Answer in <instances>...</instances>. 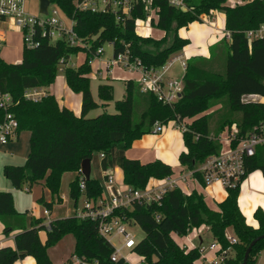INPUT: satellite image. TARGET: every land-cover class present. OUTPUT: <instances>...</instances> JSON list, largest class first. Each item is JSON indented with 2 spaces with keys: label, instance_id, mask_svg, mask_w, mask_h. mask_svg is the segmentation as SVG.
Returning <instances> with one entry per match:
<instances>
[{
  "label": "trees",
  "instance_id": "trees-1",
  "mask_svg": "<svg viewBox=\"0 0 264 264\" xmlns=\"http://www.w3.org/2000/svg\"><path fill=\"white\" fill-rule=\"evenodd\" d=\"M50 1L73 21L74 31L87 46L71 45L65 39L52 42L39 35L40 44L31 49L24 48L21 61L9 63L0 57V89L13 98L10 110L19 122L18 133L30 132V150L25 164H7L3 173L15 188H22L27 182L30 187L37 184L48 189L50 200L40 196L38 202L50 211L55 203L63 201L60 191L67 172H77L76 178L69 183L70 196L76 205L82 195L86 200L98 202L103 195L98 178L84 179L86 188L80 189L82 162L87 158L92 160L94 153L104 155L100 164L105 178L118 167L123 171L124 183L135 189H144L151 179L174 176L176 172L172 165L160 159L141 162L127 156L133 142L151 133L156 122L186 123L187 130L183 131L185 149L179 155V162L186 170H195L222 148L216 137L210 135L209 120L204 114L213 98L227 94L231 109L242 113L237 123L240 136L247 135L254 126L264 124V102L244 99L249 95L264 97V38L249 39L246 35L248 30L257 29L264 23V0H245L234 6L227 5L228 0H186V8L173 6L168 0H152L151 8L157 17L151 24L166 32L160 39L136 32L137 19H146L150 14L142 0H135L128 13L112 8L92 11L79 7L78 0ZM217 10L225 13V29L230 37H223L211 47L209 58L195 55L187 60L179 100L172 105L165 104L155 94L141 92L138 81L129 78L125 80L124 97L115 102V113L106 111L89 116L100 106L93 98L90 76L91 62L100 47L112 43L114 55L128 49L131 60L139 59L147 68L159 67L190 43L189 39L179 35V29ZM169 32H173L172 40L168 39ZM149 43L159 47L149 50L146 48ZM217 48L226 55L224 73L209 68ZM81 51L86 52L85 60L76 67L69 66L70 57ZM62 60L68 86L82 94L79 115L61 105L48 91L39 101L24 97L27 88L50 87ZM98 97L102 105L113 100L114 86L99 84ZM140 102L145 104V109L134 118L136 104ZM3 117L4 111L0 109V122ZM233 123L229 121V126ZM257 170L264 175V143L256 147L254 155L246 158V173L241 182L236 188L227 189L226 198L217 203L216 208L209 205L203 192L194 189L186 193L175 187L159 200L135 201L130 207L116 208L112 217L126 224L137 223L144 230L145 237L136 243L133 252L145 258L148 264H198L199 249L186 251L174 234L186 235L202 224L210 227L214 241L223 249H232L221 264H242L250 242L264 234V211L260 208L255 211L259 224L254 227L239 207L241 183ZM194 174L203 183L201 174ZM0 219L5 234L19 230L15 246L0 247V264H14L27 255L33 256L37 264H54L49 249L68 235L74 237L72 257L77 256L83 264H129L123 258L112 261L115 247L100 234L98 220L74 214L53 219L47 227L45 219L16 210L12 191L2 189ZM228 228L232 229L237 244L231 245L226 238ZM42 230L46 231L44 241L40 237ZM263 250L264 237L253 247L247 264H256ZM64 264H73L72 258Z\"/></svg>",
  "mask_w": 264,
  "mask_h": 264
},
{
  "label": "built area",
  "instance_id": "built-area-1",
  "mask_svg": "<svg viewBox=\"0 0 264 264\" xmlns=\"http://www.w3.org/2000/svg\"><path fill=\"white\" fill-rule=\"evenodd\" d=\"M135 0H78L77 5L81 8L96 10H105L112 8L128 13ZM146 7L149 8L150 14L146 19H137L136 32L141 36H149L145 33H140L138 28L143 24H151V20L157 17L155 10L151 8L152 0H142ZM173 6L186 8V0H168ZM244 2V1H243ZM28 0H0V24L6 23L9 30H18L22 33L24 48H34L40 44L39 35L47 37L50 41L55 42L59 39H65L71 45L80 44L87 46L73 29V21L70 26H64V23L59 19L60 9L50 2L48 5V13L35 14L28 7ZM40 11V7H39ZM249 39L264 38V23L257 29H251L246 32ZM225 36L230 37V33L226 31ZM6 39L0 36V49ZM111 46L112 43H109ZM104 52L103 47L96 51V57H99ZM1 57V56H0ZM2 58V57H1ZM180 62L186 68L187 60L183 55H173L164 65L159 67L147 68L142 65L139 59L131 60L129 50L114 55V58L107 60L103 67L98 66L92 69L90 75L93 78L104 76L105 71L110 72L115 66H124L130 72L136 73V80L140 84V90L143 93H153L163 103L172 105L181 97L183 90V76L180 79L171 77L170 69L175 62ZM63 60L61 61V63ZM63 64V63H62ZM92 64V62H91ZM64 69V68H63ZM47 94L46 88L32 87L24 91V97L32 101H39ZM13 104V98L10 93L3 92L0 89V109L4 111L3 120L0 122V146L6 145L10 140L17 137L19 122L14 117L10 110ZM166 124L156 122L153 126L154 133H161ZM177 127L185 131L187 130L186 123L177 122ZM234 127V126H233ZM222 145L218 153L208 156L195 170H189V175L195 176L200 173L203 179L202 186L206 187L213 183H220L224 188L234 189L241 182L242 177L246 173V158L254 155L258 145L264 143V124L256 125L245 136L239 135L238 127L228 130L225 137H220ZM104 155L101 154V157ZM81 172V171H80ZM84 176L81 173L80 189L84 191L86 186ZM183 177L170 176L164 179H151L144 189H135L127 185V188H122L115 180L113 174H109L105 178V187L108 196L100 197L97 203L85 200V205L82 209H77L75 215L80 218H91L99 221L100 234L110 238L114 236H123V244L121 247L115 248L111 259L114 262L123 258L129 264V258L123 257L122 249H132L136 245L135 235L127 231L126 223L120 219L112 217L114 209L119 207H130L133 202H152L159 200L169 189L180 187L179 181ZM199 179V178H198ZM153 180V181H152ZM181 188V187H180ZM28 189V188H27ZM51 211L45 210V215L48 218L45 220V225L50 227ZM159 218V216H158ZM210 231V227L206 224L194 227L188 234L180 236L183 241L180 246L186 251L198 248L200 251V259L198 264H221L230 256L231 247L223 249L220 243L213 241L209 245H205L202 239L204 232ZM226 238L231 245L237 244L238 240L235 235L225 233ZM196 240H198L196 242ZM73 264H83L77 256L72 257ZM144 263L145 258L141 257L140 261L134 263ZM146 264H148L146 262Z\"/></svg>",
  "mask_w": 264,
  "mask_h": 264
},
{
  "label": "rangeland",
  "instance_id": "rangeland-1",
  "mask_svg": "<svg viewBox=\"0 0 264 264\" xmlns=\"http://www.w3.org/2000/svg\"><path fill=\"white\" fill-rule=\"evenodd\" d=\"M245 0H228L227 5L234 6L240 3H243ZM28 7L30 11H32L35 14H39V0H28ZM216 12V11H215ZM218 13L210 17L211 15H202L203 18L200 20H195L191 24H189L187 27H183L179 29L178 33L184 38L189 39L190 43L187 45V47H193L198 49L200 52H206L208 49V39L211 40V42H215L217 40H222L223 37H225V19H224V12L221 10H217ZM59 19H61L64 23V26L68 27L71 25L72 21L71 19L67 18L62 11H59L58 15ZM145 27H148L150 29H159L155 27L154 25H148L144 24ZM218 28L219 31H216L215 29ZM0 29L6 31V41L3 44V46L0 49V56L2 59H4L6 62L13 63V62H18L21 61L23 58V50H24V43H23V37L22 33L18 30H9L8 25L6 23L0 24ZM138 31L140 33H144L143 29L140 27L138 28ZM162 31L160 30L159 32H154L151 33V37H157V35H160ZM164 32V31H163ZM154 34V36H153ZM157 34V35H156ZM166 35V32H164V36ZM150 36V35H149ZM146 37V36H145ZM154 37V38H155ZM163 37V36H162ZM162 37L156 38L160 39ZM173 38V32L168 33V39L172 40ZM220 42V41H219ZM158 45L149 43L146 45V48L149 50H155ZM186 47V48H187ZM104 52L99 56V57H94L92 60V66L95 69L97 66L103 67L105 65V62L107 60H111L114 58V49L113 46H111L109 43H105L103 45ZM198 51V52H199ZM187 57H192L191 53H188L187 51ZM86 58V52L81 51L78 54H74L70 57L68 61L69 66H78L81 64ZM207 58V57H206ZM225 63H226V55L223 52L222 49L217 48L215 50V53L213 55V58L211 59V62L209 64V68L211 70L217 71L219 73H224L225 72ZM63 68H65L64 64H59L58 65V75L55 79V84L54 87L57 90V94L59 92L63 91L62 87H60L61 84V78L64 75ZM184 68L181 65L180 62H175L173 66L170 69V74L171 77L180 79L184 75ZM93 73V72H92ZM130 74L128 73V70L120 65L116 66L109 75H104L102 77H98L95 79L91 80V91L92 95L95 101H97L100 106L97 109L92 110L89 113V116H96L98 114H101L103 112H109V113H115V102L117 100H120L124 97L125 92H126V87H125V81L124 77L127 78L129 77ZM92 77V75H91ZM101 83H109L114 86V99L109 101L107 104H103L100 101L98 97V86ZM245 100H261L264 102V97H258L257 95H249L244 97ZM145 109V104L143 102L137 103L135 110H134V118L139 117L141 112ZM204 114L207 115L208 120H209V128H210V135L213 137H216V140L220 142V137H225L228 133L229 128L234 129V127L237 126V123L240 122L242 118V113L238 111H233L230 107L229 100L227 94L222 95L221 97H216L213 98L210 101V107L208 110L204 112ZM229 121H234V123L229 126ZM224 126L223 131L222 125ZM177 122L175 120L169 121L164 129H166L168 126L172 128V131H178L180 132V135L182 137L183 131L178 130L176 128ZM234 126V127H233ZM153 132V129H152ZM151 134V133H150ZM23 136L26 135L25 133L22 134ZM28 143L23 150L20 152H17L15 154L9 153V157H13L14 162L13 163H8V164H13V165H24L26 162L27 155L30 150V137L28 138ZM3 147H0V152H2ZM4 151V150H3ZM15 156V157H14ZM100 162V155L99 153H94L93 155V162H92V174L93 177L98 178L100 182L102 183L103 186V196L107 197V191L104 189L105 187V178L103 176L101 167L99 165ZM1 160L0 161V179H7L4 176L3 169L4 166L7 165ZM72 175L71 173H68L67 176H64V179L62 180V190L65 192V190L68 188V180L69 176ZM119 184V183H118ZM119 185H122L120 183ZM221 185V184H220ZM28 183L25 182L22 185V188H15L18 189L16 192H19V198L24 205V207H19L20 210L17 209L16 203H15V198H14V204L16 207V210L20 212H32V216L35 218H42V219H47L48 216L45 215V210L47 207L43 203L38 202V197L39 196H44L45 200H50L51 194L48 191V189L44 188V193L41 190L40 186L34 185L31 190L29 188L27 189ZM222 186V185H221ZM224 188V186H222ZM29 191H27V190ZM227 191L225 188L224 189H218ZM67 192V191H66ZM15 193V191H14ZM13 193V197H14ZM43 194V195H42ZM65 198L61 203H55L53 206L54 209V216H60V217H67V216H72L75 214V211L77 209H82L85 205V200L86 197L84 195L80 196L77 202V205H75V200L71 198V196L67 195L65 193ZM221 197V193L219 194ZM28 201L30 202V207H27ZM19 203V201H18ZM212 206L213 203L209 202ZM27 208V209H26ZM127 231L133 233L135 235V240L136 242L141 241L145 237V232L144 230L138 225L137 223H132V224H127L126 225ZM227 232L229 234H232L233 231L231 228L227 229ZM203 237L205 239V245H209L211 243L212 235L208 232H204ZM109 241L114 245L115 248L121 247L123 244V236L118 235L114 237L108 238ZM176 240L181 243L183 241L182 238L176 237ZM73 241L74 237L72 235H68L65 237L64 242H62L59 245V248L57 249V252H52L54 254V260H61L63 258L64 261H66L68 258L71 257V253L73 252ZM198 240H196L197 242ZM56 251V250H55ZM122 254L123 257L129 258V261L131 264H134L138 261H140L141 256L138 255L137 253L133 252L132 249L128 248H123L122 249ZM58 258V259H57ZM72 258V257H71ZM259 264H264V251H262L259 255ZM139 264H146L140 263Z\"/></svg>",
  "mask_w": 264,
  "mask_h": 264
},
{
  "label": "crops",
  "instance_id": "crops-1",
  "mask_svg": "<svg viewBox=\"0 0 264 264\" xmlns=\"http://www.w3.org/2000/svg\"><path fill=\"white\" fill-rule=\"evenodd\" d=\"M216 13H218V12L216 11V12L212 13V15L210 17H212ZM224 19H225V13H224ZM140 28L143 29L145 34H148L150 36H151V33L160 31V29H153L152 30L148 27H145L144 24L141 25ZM215 30L219 31L218 28H216ZM224 32L226 34V29H224ZM0 36L2 38L6 39V31L0 29ZM153 36H154V34H153ZM162 36H164L163 31L160 33V35H157V37H155V36L154 37L159 38ZM220 40H217L215 42H211V40L208 39V49L206 52H200L196 48L186 46L187 48L184 47V49L182 51H180L178 54L183 55L184 59H186V60H188L190 58V56L187 57V55H186L187 51H188V53H191V56L201 55V56L209 58L211 55V52H212L211 47H213ZM16 62H13V63H16ZM115 67H113V69ZM92 69H94L93 66H92ZM112 70L110 72L105 71L104 75H106V74L109 75V73H111ZM128 73L130 74V76L127 78L124 77L123 78L124 81L126 79H129V78L136 79L138 76L136 73L130 72L129 70H128ZM91 78L95 79V78H93V76ZM54 84L55 83H53L50 87L46 88V91L54 94L61 105H65V106L69 107L77 115H79L81 112V108H82V94L74 92L68 86V84L66 82L65 75H63V77L61 78L60 87H62L63 91L59 92V94H57V90L55 89ZM171 127L168 126L166 129H163V131L161 133L151 132V134L150 133L145 134L141 138L135 140L133 142L131 148L128 149L127 156L129 158L139 159L141 162H149V161H153L155 159H160V160L172 165V167L174 168V170L176 172L174 176L184 178V179H181L179 181V185L184 192L190 193L194 189L199 190L205 194V197H206V200L208 201V203L209 202L213 203V206L210 203H209V205L211 207L216 208L217 203L223 201L226 198L227 191H223V190L219 191L218 190L221 188L224 189L220 185V183H213L211 185L203 187L201 184V181L198 178H195L194 176H190L189 171L180 165L179 155L185 149L183 135L181 137L180 132L175 131V130L172 131ZM176 128L178 130H180L177 127V125H176ZM23 133H25L26 135L23 136L22 135ZM29 137H30L29 131H22V132H19L17 134L16 138L10 140L6 145L0 146V147H3V150H4V151L2 150V152H0V161L2 160L5 164L13 163L14 159L12 156L9 157V153L15 154V153L23 150V148H25L27 143H28L27 140ZM100 161H101V155H100ZM92 162H93V158L91 160V167H93ZM99 165L101 167L100 162H99ZM101 170H102V168H101ZM68 173L72 174L69 176L68 188L65 190V192H63L62 186H61V191H60V195L63 198V200H64L65 195H66L65 193H67V195L70 196L69 183L72 180H74L77 176V172H67L64 176H67ZM102 173H103V176L105 178V172L103 170H102ZM110 174L114 175L117 183L123 184V186L120 185L122 188H124V189L127 188V185L124 183V180H123L124 179L123 171L120 168L116 167L113 171L110 172ZM91 176L93 177L92 170H91ZM63 179H64V177H63ZM34 185H37V184H34ZM37 186H40L42 192L44 193V190H45L44 187L41 185H37ZM27 187H29V190H31V188H32L30 186H27ZM0 189L11 190L12 193H14V191H15L14 198H15V203H16L17 209L20 210L19 207H24V205H22V203L20 201L19 192H16L18 189H15V187H13L10 180H8V179H2L1 180L0 179ZM29 190H27V191H29ZM220 193H221V197L219 196ZM18 201H19V203H18ZM26 205H27V207H30V202L28 201V203ZM239 207H240L242 213L245 215L247 222L254 227H258L259 223L256 220L254 213L258 208H260L264 211V175L262 174L261 171L257 170V171L252 172L241 183L240 194H239ZM29 215L32 216V212H30ZM54 215H55L54 209H52L51 214H50L51 220L57 219V218H62L60 216H54ZM17 233H19V230L13 231L10 234H5L4 233V224H3V221L0 219V247L6 246V245L15 246V237H16ZM208 233L211 234L210 231H208ZM40 237L43 241L45 240V238H46V231L45 230L40 231ZM176 237H180V236L177 234H174L175 239H176ZM202 239L205 243V239H204L203 235H202ZM212 239H213V237H212ZM64 240H65V238H63L57 245H55L54 247H51L49 249V254H50V257H51L52 261L54 262V264H64L69 259H71V257H72L73 252L71 253V257L68 258L66 261H64L63 258L61 260H54V254H52V252H57L59 245L62 242H64ZM213 241H214V239L211 242H213ZM72 251H74V241H73ZM258 260H259V256H258L256 264H259ZM14 264H37V262L33 256L27 255L23 258L18 259Z\"/></svg>",
  "mask_w": 264,
  "mask_h": 264
},
{
  "label": "water",
  "instance_id": "water-1",
  "mask_svg": "<svg viewBox=\"0 0 264 264\" xmlns=\"http://www.w3.org/2000/svg\"><path fill=\"white\" fill-rule=\"evenodd\" d=\"M50 2H51L50 0H39L40 12L47 14L48 13V5L50 4ZM91 170H92L91 159L87 158V159H85L82 162V165H81V173H82V175L84 176L85 179H90L91 178ZM263 237H264V234L256 237L255 239H253L250 242V244L246 248L242 264H247L249 256H250V253H251L253 247Z\"/></svg>",
  "mask_w": 264,
  "mask_h": 264
}]
</instances>
